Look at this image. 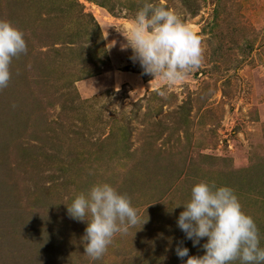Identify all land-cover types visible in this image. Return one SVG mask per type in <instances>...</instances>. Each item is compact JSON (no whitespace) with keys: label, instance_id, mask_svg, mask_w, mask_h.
I'll use <instances>...</instances> for the list:
<instances>
[{"label":"rangeland","instance_id":"1","mask_svg":"<svg viewBox=\"0 0 264 264\" xmlns=\"http://www.w3.org/2000/svg\"><path fill=\"white\" fill-rule=\"evenodd\" d=\"M148 2L201 42L171 86L122 48L144 0H0L27 43L0 89V264H182L177 245L203 255L207 238L194 246L169 210L199 181L234 190L264 247V0ZM103 182L141 223L93 260L65 203Z\"/></svg>","mask_w":264,"mask_h":264},{"label":"clouds","instance_id":"2","mask_svg":"<svg viewBox=\"0 0 264 264\" xmlns=\"http://www.w3.org/2000/svg\"><path fill=\"white\" fill-rule=\"evenodd\" d=\"M118 30L126 40L122 48L131 49V59L139 63L143 73L153 78L159 75L169 86L201 65L198 36L163 5L144 0L129 24ZM26 51L23 31L10 20L0 18V89L10 81L13 58ZM65 204L70 218L86 222L81 242L84 253L93 260L102 257L117 233L126 234L129 227L141 223L127 194L107 182L94 184ZM181 205L177 226L185 238L192 240L194 246L207 238L202 245L203 255H189L187 247L177 245L175 252L182 264H232L236 260L240 264H264L257 225L243 211L231 187L199 181L192 186L189 200L168 210Z\"/></svg>","mask_w":264,"mask_h":264}]
</instances>
